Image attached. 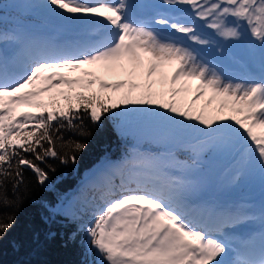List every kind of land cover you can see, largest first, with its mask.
Segmentation results:
<instances>
[{"label":"snow or ice","instance_id":"snow-or-ice-1","mask_svg":"<svg viewBox=\"0 0 264 264\" xmlns=\"http://www.w3.org/2000/svg\"><path fill=\"white\" fill-rule=\"evenodd\" d=\"M38 6L74 32L65 40L25 41L9 57L3 44L19 38L0 31V204L18 202L24 168L44 184L48 170L55 171L50 158L77 162L76 154L87 145L69 140L60 147L70 151L61 152L53 132L61 141V129L90 136L82 113L96 126L110 114L119 119L122 133L128 117L154 121L174 139L190 131L193 140L177 141V151L190 153L194 163L223 151L234 156V181L254 170L264 179V0H45ZM197 21L258 57V71L242 79L224 75L197 47L211 44ZM166 64L175 66L170 77L163 71ZM96 69L157 79L144 86L134 79H100L102 91L121 93L119 102L95 90L63 89L91 88ZM191 80L199 83L185 104L178 97L192 92ZM154 84L171 87L155 91ZM44 93H53L48 103ZM56 97L68 103L61 105ZM25 105L40 111H18ZM8 180L16 200L8 197ZM187 187L178 176L146 179L135 170L122 173L118 183L115 177L106 180L91 218L79 229L84 264H264V205L258 213L251 205L199 208L189 202ZM14 223V214L0 217V239ZM250 224L257 227L247 235L237 231Z\"/></svg>","mask_w":264,"mask_h":264},{"label":"trees","instance_id":"trees-1","mask_svg":"<svg viewBox=\"0 0 264 264\" xmlns=\"http://www.w3.org/2000/svg\"><path fill=\"white\" fill-rule=\"evenodd\" d=\"M1 11H5V8H0ZM2 17L0 25L3 24ZM56 99L61 105L68 103L62 97ZM49 100L46 99L45 103ZM82 115L84 127L91 132L90 136L82 137L73 130L61 129L60 134L64 137L61 141L56 139L57 134L53 132L57 150L61 152L70 151L68 147H60L61 143L66 144L69 140H79L87 145L76 154L77 162L61 164L59 160L50 158L48 163L55 167V171L45 169L49 171V178L44 184L37 181L31 169L24 168V184L19 189L18 202L10 206L0 204V217L15 215L12 228L0 239V264H84L81 243L84 233L79 229L91 218L92 209L98 203L99 190L105 181L115 177L118 183L120 174H127L131 170L140 172L146 179L168 175L163 168L160 171L152 169L155 157L139 156L138 150H148L147 141L139 142L137 138L140 135L132 136L128 132L122 135L115 125L116 119L110 114L102 118V126L94 125L86 114ZM153 149L156 153L161 151L158 147ZM174 151L178 152L177 149ZM180 154L188 157L187 154ZM25 155L33 158L31 153ZM180 161L185 160L180 157ZM142 162L149 166L143 169L136 167ZM179 166L183 168L187 165ZM114 167L116 169L110 170ZM99 173L104 176L98 180L95 177ZM6 183L9 199L16 200L12 181ZM67 202L75 205L72 212L62 210ZM72 213L77 218H73Z\"/></svg>","mask_w":264,"mask_h":264},{"label":"rangeland","instance_id":"rangeland-1","mask_svg":"<svg viewBox=\"0 0 264 264\" xmlns=\"http://www.w3.org/2000/svg\"><path fill=\"white\" fill-rule=\"evenodd\" d=\"M44 2L45 0H0V5L7 6L4 7L5 11L0 12V16H3V24L0 25V31L6 32L9 35L16 34L19 38L17 41L10 40L7 43H4L3 48L5 51L8 49H14L15 52H17L22 44L28 40L44 42L67 39L69 33L74 32V29L63 24L58 18L49 13L46 8L38 6L42 5ZM133 2L140 3L142 0H133ZM137 11L144 13V10L138 9ZM197 23L203 25L204 28L209 29L204 21H197ZM217 37L218 40L211 41L210 45L204 46L210 54L220 58V60L231 67H240L249 72L253 70L258 71V57H251L244 46L238 45L228 38L219 37L218 35ZM238 57H242V61H239ZM146 63L147 62H145V64ZM126 67L131 71L130 64L126 63ZM174 67V65L166 64L163 71L170 77L174 71ZM70 75L79 76L80 73H70ZM96 76L98 78L97 83L92 85L91 88H82L80 85H76L73 88H69L67 85H63L62 87L67 92L84 91L85 93H88L95 90L100 92L103 97L107 98V96L111 95L115 101L119 102L121 93L112 90L102 91L99 85L100 79L108 80L109 82H114L119 79L129 81L134 79L142 86L146 85L150 80L157 79V75L147 77L145 74L132 77L126 72L120 70H117L116 73H109L103 69H96ZM185 79L186 78H183L175 86L179 87L185 82ZM188 83L192 85V92L181 93L178 97V99L185 104L191 102L192 97L195 95V85L199 83V81L191 80L188 81ZM165 87H171V85H153L155 91H160ZM51 95H53V93H44L41 98L44 101L46 99L49 100ZM211 95L212 93L210 91L207 92L196 102L197 105H204ZM216 103L217 102H214L211 107H215ZM120 107L122 108L124 105H121ZM18 111H40V109L25 105L21 106ZM226 114L233 115L234 113L227 112ZM115 119V125L117 127L120 121L118 118ZM126 128V132L130 135L141 136L137 138V141H147L146 148L148 150L144 152L138 150V154L141 158H156L154 164L151 166L153 170L160 171L165 166H168V168L169 166L175 168L170 169L175 172V176L181 177L186 182V185L188 186L186 195L193 206L204 208L207 206L220 207L225 205L227 207L226 209H230L242 205H251L252 210L258 213L261 206L264 205V179H262L259 171H250L243 175L238 181H234V156L232 154L223 151L209 152L194 163L190 153L174 151V149H177V141L187 144L193 140L194 134L190 131L185 132L174 139L165 135L162 131V126L156 122L136 117L127 118ZM118 131L122 135L125 133H122L120 130ZM140 147L144 146L141 145ZM154 147H158L161 151L157 153L154 152ZM180 153L187 154L191 159L187 156H182ZM180 157L185 161L181 162ZM182 164L187 166L181 168L179 165ZM145 166H149V164L147 165L145 162H142L136 167L143 169L146 168ZM114 169L116 168H110V170ZM178 172L180 175H178ZM103 176L104 174L99 173L95 178H103ZM256 195L260 197V202L254 201ZM210 199L214 200L213 203L208 202ZM74 207L75 205L72 202H67L63 205L62 210L64 212H72Z\"/></svg>","mask_w":264,"mask_h":264},{"label":"bare ground","instance_id":"bare-ground-1","mask_svg":"<svg viewBox=\"0 0 264 264\" xmlns=\"http://www.w3.org/2000/svg\"><path fill=\"white\" fill-rule=\"evenodd\" d=\"M69 34H72V33H69ZM225 208H227V207L225 206Z\"/></svg>","mask_w":264,"mask_h":264}]
</instances>
